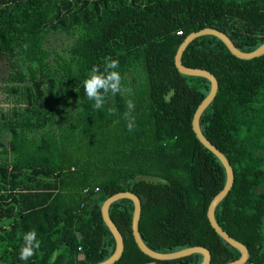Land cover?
<instances>
[{
	"label": "trees",
	"instance_id": "trees-1",
	"mask_svg": "<svg viewBox=\"0 0 264 264\" xmlns=\"http://www.w3.org/2000/svg\"><path fill=\"white\" fill-rule=\"evenodd\" d=\"M203 27L254 50L264 42V0H0V54L26 65L11 86L24 88L23 105L0 121V264L103 261L115 241L100 207L119 191L139 197V231L150 248L202 245L211 252L209 264L240 256L206 215L225 183L222 163L191 126L210 82L174 65L185 36ZM49 34L64 39L51 44ZM107 57L119 60L116 70L131 92L109 96L96 110L83 81L94 65L103 71ZM181 61L218 80L199 120L234 172L216 219L247 246L244 264H264V54L236 57L207 34L187 45ZM129 99L131 132L123 116ZM132 212L129 199L109 207L124 241L113 264L201 262L199 253L170 260L144 254L132 236ZM33 230L40 247L23 261L24 235Z\"/></svg>",
	"mask_w": 264,
	"mask_h": 264
},
{
	"label": "water",
	"instance_id": "water-1",
	"mask_svg": "<svg viewBox=\"0 0 264 264\" xmlns=\"http://www.w3.org/2000/svg\"><path fill=\"white\" fill-rule=\"evenodd\" d=\"M214 35L218 37L229 49V51L235 55L236 57L242 58V59H251L256 56H260L264 54V42L251 51H243L240 48H238L234 42L230 39V37L224 33L223 31H220L219 29L213 28V27H203L197 31H192L189 34L185 36V38L182 40V42L179 44L177 51L174 55V65L178 72L184 75L189 76H202L209 80L210 82V88L206 96L201 100V102L197 105L192 121L191 126L192 130L195 133L197 139L199 142L206 147L208 150H210L222 163L224 169H225V183L223 187L213 196L211 199L208 208H207V218L211 225V227L215 230V232L228 244L233 246L234 248L238 249L240 251V256L237 259H234L230 262H227L226 264H244L248 257H249V251L247 246L242 243L241 241L237 240L236 238L232 237L228 234L227 231H225L221 225L218 223L216 216H215V208L217 204L226 196L228 191L233 185L234 181V172L233 168L227 159L226 155L220 151L202 132L200 127V116L203 113V111L206 109V107L210 104V102L213 100V98L216 95V92L218 90V80L216 76L211 73L209 70L200 68V67H189L185 66L181 61V56L187 45L195 38L201 36V35ZM119 199H129L133 202V212H132V219H131V232L133 239L139 248L144 254L150 256L153 259L158 260H170V259H176L181 258L184 256L191 255L193 253H199L202 255V260L199 264H209L211 260V252L210 250L202 245H193L184 247L178 250L169 251V252H160L156 251L152 248H150L145 241L142 238V235L139 231V220L141 215V201L139 197L131 192V191H119L116 193H113L112 195L108 196L101 204L100 211L102 219L111 232V234L114 237L115 241V247L113 253L104 259L101 262L95 263V264H113L116 260H118L123 252L124 249V241L123 236L116 226V224L113 222V220L110 217L109 214V207L110 205L119 200ZM70 264V263H69ZM72 264H87V263H72ZM144 264H150V263H144Z\"/></svg>",
	"mask_w": 264,
	"mask_h": 264
},
{
	"label": "clouds",
	"instance_id": "clouds-1",
	"mask_svg": "<svg viewBox=\"0 0 264 264\" xmlns=\"http://www.w3.org/2000/svg\"><path fill=\"white\" fill-rule=\"evenodd\" d=\"M119 68V60L107 57L104 60L103 71L100 66L94 65L88 77L83 81L86 97L93 102V107L96 110L104 108L109 96L130 94L131 89L123 84L121 73L116 69ZM127 111L124 112V119L127 121L128 131L135 129V118L132 113L135 110V103L129 99L126 104ZM110 114H114L115 109L110 108ZM35 230L30 231L24 235V245L20 249V259L23 261L29 260L35 254V250L40 247L39 241L36 240ZM59 252L53 253L51 259L55 260Z\"/></svg>",
	"mask_w": 264,
	"mask_h": 264
},
{
	"label": "flooded vegetation",
	"instance_id": "flooded-vegetation-1",
	"mask_svg": "<svg viewBox=\"0 0 264 264\" xmlns=\"http://www.w3.org/2000/svg\"><path fill=\"white\" fill-rule=\"evenodd\" d=\"M0 55H6V54H0ZM13 58H15V55H14ZM11 66H12L13 72L11 71L12 73L11 72H10L11 74L9 73L10 74L9 81L10 82H14V83H8L7 82L5 85H3V86L0 87V95H2L4 93V89L8 91V95L6 97H4V99L1 100V103L5 102L4 105L5 104L8 105L7 107H4V105L3 106H0V121L1 122L3 121L4 116H6L8 118H9L10 115L12 116L14 114L15 109L17 107H19L20 105H23V102H24V98L22 96V92H23L24 88L17 87L18 88V91L14 92V91H12V88L13 87H11V86H13V84H15V83L18 82L17 80H15V79L12 78V75H14L16 73L15 72L16 70H19V69L20 70H24V69H22L21 65L18 64V63H16V62L12 63ZM18 66H20L19 69H17ZM21 85L22 84L19 83V86H21ZM11 96H13V100L15 101L14 105H13L12 99L10 98ZM6 100L9 101V102H6ZM10 102H12L11 105H10ZM2 132H4V131H0L1 135H2ZM1 137L4 140H7V138H8L6 134H3V136H1Z\"/></svg>",
	"mask_w": 264,
	"mask_h": 264
},
{
	"label": "rangeland",
	"instance_id": "rangeland-1",
	"mask_svg": "<svg viewBox=\"0 0 264 264\" xmlns=\"http://www.w3.org/2000/svg\"><path fill=\"white\" fill-rule=\"evenodd\" d=\"M49 38H50V43L56 44V45L60 44L61 41L64 39L63 36H54V35H50V34H49ZM18 60H19V57H15L13 59H10L7 54L6 55H0V87L5 85L7 82L8 83H14V82L9 81L10 74L13 72V69L11 66L12 63L17 62L18 64L21 65L22 69H25V67H26L25 63L22 62V60H20V61H18ZM136 72H138V71L136 70ZM136 72H135V74L137 75ZM7 95H8V91L4 89V93L2 95H0V106L4 105L5 102L1 103V100L4 99V97H6ZM10 98L12 99V102L14 105L15 101L13 100V96H11ZM6 102H9V101L6 100ZM12 102H10V105L12 104ZM7 106H8L7 104L4 105V107H7ZM1 149H2V147H0V158H2V156L4 154L1 152Z\"/></svg>",
	"mask_w": 264,
	"mask_h": 264
},
{
	"label": "built area",
	"instance_id": "built-area-1",
	"mask_svg": "<svg viewBox=\"0 0 264 264\" xmlns=\"http://www.w3.org/2000/svg\"><path fill=\"white\" fill-rule=\"evenodd\" d=\"M180 32V31H179ZM85 191H87V189H85Z\"/></svg>",
	"mask_w": 264,
	"mask_h": 264
},
{
	"label": "bare ground",
	"instance_id": "bare-ground-1",
	"mask_svg": "<svg viewBox=\"0 0 264 264\" xmlns=\"http://www.w3.org/2000/svg\"><path fill=\"white\" fill-rule=\"evenodd\" d=\"M128 200V199H127ZM111 217V216H110Z\"/></svg>",
	"mask_w": 264,
	"mask_h": 264
}]
</instances>
